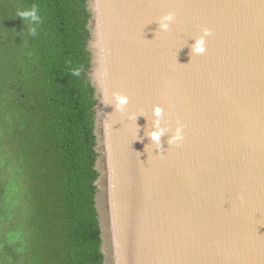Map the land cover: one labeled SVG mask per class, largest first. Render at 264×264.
Returning <instances> with one entry per match:
<instances>
[{
	"label": "water",
	"instance_id": "water-1",
	"mask_svg": "<svg viewBox=\"0 0 264 264\" xmlns=\"http://www.w3.org/2000/svg\"><path fill=\"white\" fill-rule=\"evenodd\" d=\"M86 8L103 264H264V0ZM202 27L206 52L191 57ZM113 92L129 97L123 112ZM153 105L183 124L178 146L151 143Z\"/></svg>",
	"mask_w": 264,
	"mask_h": 264
},
{
	"label": "trees",
	"instance_id": "trees-1",
	"mask_svg": "<svg viewBox=\"0 0 264 264\" xmlns=\"http://www.w3.org/2000/svg\"><path fill=\"white\" fill-rule=\"evenodd\" d=\"M86 3L0 0V264H103Z\"/></svg>",
	"mask_w": 264,
	"mask_h": 264
},
{
	"label": "clouds",
	"instance_id": "clouds-1",
	"mask_svg": "<svg viewBox=\"0 0 264 264\" xmlns=\"http://www.w3.org/2000/svg\"><path fill=\"white\" fill-rule=\"evenodd\" d=\"M25 16H30L33 20L36 17V11L33 9L30 13H25ZM175 15L172 11L163 12L155 21L160 32H167L170 25L174 23ZM212 35V31L208 27L200 28L199 34L191 37L192 43L189 45L190 56H199L206 52V38ZM129 103V97L121 92H113L109 105L113 106L117 111L123 112ZM164 109L159 105H153L151 110L152 127L148 131L147 136L151 143L156 146L155 149L161 148V137L165 134L168 135V145H179L184 140V126L180 122H177L175 128H168L162 124V117Z\"/></svg>",
	"mask_w": 264,
	"mask_h": 264
},
{
	"label": "rangeland",
	"instance_id": "rangeland-1",
	"mask_svg": "<svg viewBox=\"0 0 264 264\" xmlns=\"http://www.w3.org/2000/svg\"><path fill=\"white\" fill-rule=\"evenodd\" d=\"M98 207H99V208L101 209V211H102L103 203H102V202L98 203Z\"/></svg>",
	"mask_w": 264,
	"mask_h": 264
}]
</instances>
